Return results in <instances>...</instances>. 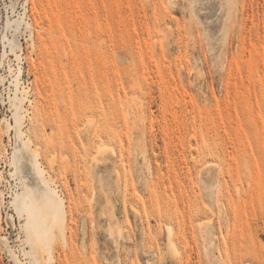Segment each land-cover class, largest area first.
Segmentation results:
<instances>
[{
  "label": "rangeland",
  "instance_id": "obj_1",
  "mask_svg": "<svg viewBox=\"0 0 264 264\" xmlns=\"http://www.w3.org/2000/svg\"><path fill=\"white\" fill-rule=\"evenodd\" d=\"M0 264H264V0H0Z\"/></svg>",
  "mask_w": 264,
  "mask_h": 264
},
{
  "label": "bare ground",
  "instance_id": "obj_2",
  "mask_svg": "<svg viewBox=\"0 0 264 264\" xmlns=\"http://www.w3.org/2000/svg\"><path fill=\"white\" fill-rule=\"evenodd\" d=\"M16 122H17L18 126L22 125V122L19 118H17ZM17 140H18V149H17L18 152L28 153L34 158L37 156L38 153L35 151V149L33 150L31 148L32 145H31L30 140L25 142L22 140V138L19 135L17 136ZM104 147H105L104 145L99 144L97 147V152L102 154L105 150ZM18 160L19 159H17V161ZM14 163H16V160L14 161ZM29 169L31 170V167ZM52 191L55 192L54 190H52ZM26 193H27V191H24L23 193L17 194V196L15 197V200H14V205H15V207L19 213L21 211L27 212L28 223L33 226L34 230L37 232V234L39 236V239L42 242H47V238H49L48 232H49L50 228L52 227V225L49 224L48 227L41 229V225L37 223L36 214L34 211V205H33L32 201L27 198L28 196ZM49 202L51 203L50 205L52 206V201L49 200ZM51 213L53 216L52 224L57 225L61 230H63L64 223H65V211L63 208L62 201H60L59 204L53 206ZM168 228H169V226H168ZM171 229H173V228H169V230H168L170 233H172ZM170 233H169V235H171ZM45 246L47 248H50V244H45Z\"/></svg>",
  "mask_w": 264,
  "mask_h": 264
}]
</instances>
